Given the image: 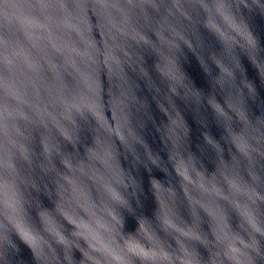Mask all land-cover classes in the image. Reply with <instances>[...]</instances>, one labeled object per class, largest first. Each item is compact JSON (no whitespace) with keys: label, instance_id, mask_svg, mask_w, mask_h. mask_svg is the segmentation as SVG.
Returning <instances> with one entry per match:
<instances>
[{"label":"water","instance_id":"obj_1","mask_svg":"<svg viewBox=\"0 0 264 264\" xmlns=\"http://www.w3.org/2000/svg\"><path fill=\"white\" fill-rule=\"evenodd\" d=\"M0 264H264V0H0Z\"/></svg>","mask_w":264,"mask_h":264}]
</instances>
